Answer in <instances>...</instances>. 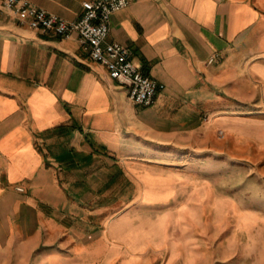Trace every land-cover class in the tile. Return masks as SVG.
Instances as JSON below:
<instances>
[{"label":"crops","instance_id":"1","mask_svg":"<svg viewBox=\"0 0 264 264\" xmlns=\"http://www.w3.org/2000/svg\"><path fill=\"white\" fill-rule=\"evenodd\" d=\"M2 1L0 264L66 250L140 264L151 244L175 258L173 245L150 238L165 232L164 218L139 220L129 208L106 224V205H127L133 178L141 203L130 205L168 200L171 176L137 161L172 145H206L236 123L225 111L264 112V0H131L115 13L108 41L128 47L165 86L150 107L136 105L77 35L21 25ZM26 1L73 22L93 0Z\"/></svg>","mask_w":264,"mask_h":264},{"label":"rangeland","instance_id":"2","mask_svg":"<svg viewBox=\"0 0 264 264\" xmlns=\"http://www.w3.org/2000/svg\"><path fill=\"white\" fill-rule=\"evenodd\" d=\"M223 115L236 123L217 131L206 145H172L163 157L137 161L148 171L171 176L168 200L130 205L141 203L133 178L123 195L127 205H106V224L129 208L139 220L167 221L165 232L154 230L150 238L173 245L175 258L168 259L166 245L161 250L151 244L138 253L140 264H264V112L241 107ZM99 255L72 256L66 250L58 259L41 261L36 255L30 264H112Z\"/></svg>","mask_w":264,"mask_h":264},{"label":"built area","instance_id":"3","mask_svg":"<svg viewBox=\"0 0 264 264\" xmlns=\"http://www.w3.org/2000/svg\"><path fill=\"white\" fill-rule=\"evenodd\" d=\"M130 3L131 0L88 1L83 3L81 17L70 22L26 0L2 1L4 9L14 13L21 25L59 38L77 35L90 59L101 65L111 80L124 86L136 105L150 107L165 86L143 73L134 63L133 53L128 47L108 41L112 16L126 9ZM215 59L211 58L210 63Z\"/></svg>","mask_w":264,"mask_h":264}]
</instances>
